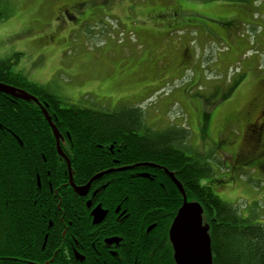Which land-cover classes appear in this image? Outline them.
<instances>
[{
	"label": "rangeland",
	"instance_id": "obj_1",
	"mask_svg": "<svg viewBox=\"0 0 264 264\" xmlns=\"http://www.w3.org/2000/svg\"><path fill=\"white\" fill-rule=\"evenodd\" d=\"M0 8V61L20 54L13 70L70 104L135 107L155 130L187 128L189 152L222 180L213 191L264 222V125L261 158H239L258 136L247 126L264 113V0H1ZM165 186L172 198L176 184Z\"/></svg>",
	"mask_w": 264,
	"mask_h": 264
},
{
	"label": "trees",
	"instance_id": "obj_2",
	"mask_svg": "<svg viewBox=\"0 0 264 264\" xmlns=\"http://www.w3.org/2000/svg\"><path fill=\"white\" fill-rule=\"evenodd\" d=\"M5 13L0 8V20L6 17ZM19 56L0 61V82L28 91L44 105L61 133V145L70 159L75 184L85 183L111 167L114 159L127 166L123 170L149 163L159 169L161 176L152 181L132 177L131 170L123 171L122 178L109 186L120 189L111 202L120 203L128 195V203L135 205L137 212L154 210L157 214L170 202L176 213L183 201L179 190L174 188L173 199L168 201L153 189L162 187L160 181L172 184L166 169L183 184L187 197L204 207L213 264H264V222L239 215L232 204L213 191V184L222 180L213 176L207 159L189 152L185 145L190 139L187 128L155 130L147 126L142 110L135 107L105 112L70 104L31 82L21 71L15 72ZM261 136L255 138L251 149L239 153L240 159L250 162L261 158ZM107 147H113V153ZM69 175L41 105L0 92V264L51 261L52 256L44 254L43 245H49L54 237L55 227L50 228V221L57 225L58 205H66L64 211L68 214L71 205L82 203L69 184ZM204 179H208L206 184L201 183ZM141 187L150 192L138 191ZM157 214L150 218L151 223L158 221ZM169 250L175 264L170 243ZM110 263L118 264L116 260Z\"/></svg>",
	"mask_w": 264,
	"mask_h": 264
},
{
	"label": "flooded vegetation",
	"instance_id": "obj_3",
	"mask_svg": "<svg viewBox=\"0 0 264 264\" xmlns=\"http://www.w3.org/2000/svg\"><path fill=\"white\" fill-rule=\"evenodd\" d=\"M263 115H260V122L255 120L247 126L248 131H256L258 137L263 130ZM107 148L112 152L113 147ZM119 162L114 159L111 167L91 176L85 183L75 184L77 187H86L87 191L83 195L75 191L70 182L73 175H69V184L78 195L77 201L81 200L82 203L71 205V213L68 214L64 211L66 205H58L59 213L54 216L57 225L50 221V228L55 227L54 237L49 245H43L44 254L52 257L50 262L46 261L44 264H53L54 261L57 264H111L112 260H116L118 264H168L171 243L169 234L176 217L170 202L164 204L163 211H159L161 214L154 210L139 213L135 205L128 203V195L122 197L120 203H112L120 189L109 188L116 179L122 178V174H125L123 171L131 170L132 177L139 176L154 181L157 176H161L159 169L148 163V166L141 168L139 166L123 170L127 166L119 165ZM159 184L162 187H155L154 191L166 197L169 189L165 188L163 181ZM148 189L141 187L138 191L147 193L150 192ZM172 193L174 195V190ZM60 196L62 200L64 195ZM170 198L166 197V200L170 201ZM98 207L106 211V215L101 222L95 223L93 212ZM156 214L158 221L151 223L150 218ZM128 217L135 219L128 220Z\"/></svg>",
	"mask_w": 264,
	"mask_h": 264
},
{
	"label": "water",
	"instance_id": "obj_4",
	"mask_svg": "<svg viewBox=\"0 0 264 264\" xmlns=\"http://www.w3.org/2000/svg\"><path fill=\"white\" fill-rule=\"evenodd\" d=\"M0 92L10 94L15 98H21L26 101H34L42 105L35 95L4 83H0ZM42 107L47 121L50 123L55 135L58 152L65 158L70 169L71 166L69 159L61 147L60 132L57 126L53 123L45 107ZM70 175H72L71 171ZM169 175L177 184L181 192L184 193L181 183L177 181L172 173H169ZM71 183L78 194L83 195L86 193V187H77L72 181V178ZM88 188L89 185L87 186V189ZM93 214L94 222L99 223L104 219L106 211L102 210L101 207H98ZM202 215L203 207L198 202L185 201L183 206L179 209L178 215L174 219L170 229V239L175 251V260L177 264H213L211 238L207 227L204 226Z\"/></svg>",
	"mask_w": 264,
	"mask_h": 264
}]
</instances>
